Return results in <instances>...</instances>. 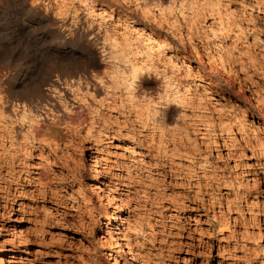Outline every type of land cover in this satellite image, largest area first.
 <instances>
[{
	"label": "rangeland",
	"instance_id": "obj_1",
	"mask_svg": "<svg viewBox=\"0 0 264 264\" xmlns=\"http://www.w3.org/2000/svg\"><path fill=\"white\" fill-rule=\"evenodd\" d=\"M0 78V264H264V0H0Z\"/></svg>",
	"mask_w": 264,
	"mask_h": 264
},
{
	"label": "bare ground",
	"instance_id": "obj_2",
	"mask_svg": "<svg viewBox=\"0 0 264 264\" xmlns=\"http://www.w3.org/2000/svg\"><path fill=\"white\" fill-rule=\"evenodd\" d=\"M143 32V31H142ZM145 34V33H144ZM138 35H139V38H143V40H144V48H145V46H147L149 49H151V52H156V54H158L157 53V51L158 50H161L160 49V47H159V45L157 44V43H155V41H153L150 37H144L143 36V33H141V32H138ZM161 44V43H160ZM143 48V47H142ZM143 48V49H144ZM163 49V48H162ZM164 52V51H163ZM149 54V53H148ZM161 54V53H160ZM150 55V54H149ZM153 55V54H152ZM151 55V56H152ZM150 56V57H151ZM153 58V57H152ZM33 59V58H32ZM157 59V58H156ZM96 60V59H95ZM150 60V59H149ZM150 62H151V60H150ZM93 63H95V62H93ZM152 64V63H151ZM30 65V64H29ZM91 66V65H90ZM92 67V66H91ZM32 68V67H31ZM36 68V67H35ZM133 68V67H132ZM73 70V69H72ZM130 70H132V69H130ZM133 71V70H132ZM93 73V72H92ZM135 73V72H134ZM61 74V73H60ZM83 74V73H82ZM88 74H89V72H88ZM79 75V74H78ZM92 75H94V74H92ZM90 76V75H89ZM95 76H97V75H95ZM138 76V75H137ZM56 77V76H55ZM58 77H60V75L58 76ZM56 78L57 79V81H55V79H54V81L55 82H52V81H50V80H47L46 82H45V85H46V90L45 91H47V92H56V91H58V94L59 93H61L62 91L61 90H58V89H60L61 87H62V89H63V87L65 88H69V87H73V85H75V84H81V82L84 80V82H87L88 83V81H87V79H89L88 78V76H87V72H85L84 73V75H82L81 77H82V79L81 78H79V76L77 77V78H73V77H71V75H66V76H61L60 78ZM94 77V76H93ZM92 78V77H91ZM96 79V78H95ZM99 79V78H98ZM53 80V79H52ZM90 80V79H89ZM93 79H91V81H92ZM93 82V81H92ZM2 80H1V78H0V89L2 88ZM83 83V82H82ZM86 83V84H87ZM97 83H98V80H97ZM85 84V85H86ZM92 84V83H91ZM90 84V85H91ZM43 85V84H42ZM88 85H89V83H88ZM90 85L89 86H86V87H90ZM96 85V84H95ZM94 85V86H95ZM83 86V85H82ZM4 87V86H3ZM80 87V86H79ZM83 87H85V86H83ZM97 87H99V86H97ZM97 87H90V88H92V89H96ZM74 88V87H73ZM72 88V89H73ZM71 89V90H72ZM74 89H77V88H74ZM81 88H79V90H80ZM64 90V89H63ZM70 90V91H71ZM28 91H35V92H37V93H39V94H42V96H43V98L44 97H46L47 95L46 94H44L43 93V91L40 89V86H33V87H31V88H29V87H27V88H25L24 89V92H28ZM68 91V90H67ZM67 91H65V92H67ZM69 91V92H70ZM87 91H88V89H87ZM95 91V90H94ZM94 91H92L93 93H94ZM68 92V93H69ZM73 92V91H72ZM89 92V91H88ZM1 94H2V92H0ZM64 93V92H63ZM67 93V94H68ZM57 94V93H56ZM62 94V93H61ZM60 94V95H61ZM63 95H65V94H63ZM7 97V96H6ZM6 97H2L1 96V98H5V99H3V101H2V105H1V109H3L4 107H6V108H8V109H12V110H14V109H16V110H20V112L22 111V114H24L26 111H31V108H32V102H28V103H26L24 100H23V102H25V103H23V102H21V103H18L17 101H14V100H12V99H6ZM49 97V96H48ZM56 97H58V96H56ZM61 97V96H60ZM64 97V96H63ZM52 98H54V97H52ZM62 98V97H61ZM60 98V99H61ZM65 98H66V96H65ZM45 99V98H44ZM49 101V113H50V111H51V113H52V110H53V101H51V100H53V99H50V98H47ZM55 99V98H54ZM64 99V98H63ZM18 100V99H17ZM21 100V99H20ZM45 101H46V99H45ZM55 102V101H54ZM57 102V101H56ZM61 102V101H60ZM64 102H66V101H64ZM42 105H44V104H42ZM45 105H47V104H45ZM44 107V106H43ZM47 107V106H46ZM46 107L44 108L45 110H46ZM52 107V108H51ZM56 107V106H55ZM60 107H61V105H60ZM55 109H57V108H55ZM7 110V109H6ZM36 110V109H35ZM39 110V109H38ZM42 110V109H41ZM58 110V109H57ZM44 111V110H43ZM43 111H41L42 113H43ZM13 112V111H12ZM28 112H26L27 114H28ZM33 112V111H32ZM32 112H29V113H32ZM45 112V111H44ZM55 112V111H54ZM60 111H58V113H59ZM15 113V112H14ZM40 113V112H39ZM56 113V112H55ZM17 114V113H16ZM41 114V113H40ZM40 114L37 116L36 114V117H39L38 119H40V118H42V116H40ZM45 115V118H47L46 120H48V114H47V112H45L44 113ZM69 114V113H68ZM15 115V114H14ZM14 115H13V117H14ZM52 115V114H51ZM34 116V115H33ZM16 117V116H15ZM28 117V116H27ZM53 117V116H52ZM31 119V118H30ZM33 119H35V117L33 118ZM33 119H31V121H29V122H32V120ZM49 119H51V118H49ZM36 120V119H35ZM40 121V120H39ZM45 122V121H44ZM40 123H41V121H40ZM39 122L38 123H35V125H30V128H28V129H30L31 131H32V134L34 133V134H36L35 132H37V134L38 135H40L41 133H40V131H38L37 129H35V126L37 125V126H39L38 124H40ZM34 124V123H33ZM37 130V131H36ZM30 132V131H29ZM34 136V135H33ZM37 136V135H36ZM35 137V136H34ZM36 138V137H35ZM38 138V137H37ZM39 138H40V136H39ZM96 161V160H95ZM93 168H95V167H93ZM94 172H96L95 170H94ZM119 218V217H118ZM115 219V218H114ZM19 230V229H18ZM17 232V231H16ZM19 232H20V230H19ZM18 234V233H17ZM25 234V233H24ZM20 235V234H19ZM22 236V235H21ZM25 236V235H24ZM16 237V236H15ZM18 237H20V236H18ZM22 238V237H21Z\"/></svg>",
	"mask_w": 264,
	"mask_h": 264
}]
</instances>
